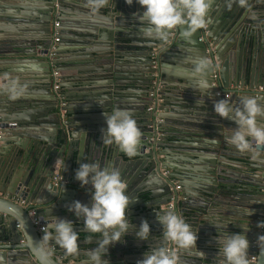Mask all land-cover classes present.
Listing matches in <instances>:
<instances>
[{
  "label": "water",
  "instance_id": "water-1",
  "mask_svg": "<svg viewBox=\"0 0 264 264\" xmlns=\"http://www.w3.org/2000/svg\"><path fill=\"white\" fill-rule=\"evenodd\" d=\"M216 1L211 0L206 18L208 42L200 41L201 29L187 39L177 30L162 42L144 37L145 25L138 20L143 10L135 2L0 0V18L17 24L1 39L0 54L5 56L11 50L18 57L0 69V264H38L37 248L45 231L33 224L30 207L12 200L14 196L27 200L33 186L38 190L39 184L61 177L59 188L52 184L53 190L35 206L41 225H47L53 215L73 223L83 221L67 210L75 200L89 206L92 202L75 179L81 163L117 170L128 195L142 206L147 192L148 198L157 200L150 202L148 211L137 209V201L130 204L132 227L139 228L148 218L149 225H155L150 217L167 206L173 194L179 197L174 182H179L181 191L187 190L180 195L189 199L186 205L197 207H186L197 213L189 221L198 237L197 249L177 248L178 264H216L218 233L226 236L240 233L242 228L247 231L249 256L257 257L255 264H264V245L259 252L254 245L261 233L257 215H248L252 198L247 196V188L255 187L264 196V151L252 159L250 153H241L227 143L229 133H217L224 131L225 124L236 125L213 110L218 99L239 106L242 98L257 96L264 104V0H245L246 8L237 0V8H243L240 13L235 10L238 15L231 7L217 6ZM56 20L61 41L50 56ZM71 44L83 48V54L55 68L61 75L65 104L60 107L53 91V65L60 47ZM201 59L209 68L196 73L194 68ZM219 91L231 95L217 96ZM116 108L130 111L141 131L135 156L101 141V130L106 128L104 113ZM165 168L170 171L168 177L163 176ZM195 196L198 206L191 201ZM236 208H243L241 219ZM122 242L133 243L135 247L130 249L137 254L140 243H145L138 246L127 235L120 242L122 247L114 244L109 248L105 257L109 264H137L148 250L130 261L125 257L128 247ZM48 247L62 250L51 241ZM90 249L79 250L81 264ZM16 259L20 261L13 263ZM48 264L62 263L51 253Z\"/></svg>",
  "mask_w": 264,
  "mask_h": 264
},
{
  "label": "clouds",
  "instance_id": "clouds-1",
  "mask_svg": "<svg viewBox=\"0 0 264 264\" xmlns=\"http://www.w3.org/2000/svg\"><path fill=\"white\" fill-rule=\"evenodd\" d=\"M126 2L129 5L135 2L141 6L143 11L138 15V20L145 25L142 28L144 37L159 39L162 42H167L169 36L177 30L182 38H190L205 26L211 6V0H126ZM240 3L243 4L244 0H240ZM208 68V62L201 59L194 71L202 73ZM202 86L206 87V82H202ZM63 100H60V107ZM213 110L219 118L231 120L236 125L235 128L224 129L229 133L225 137L227 143L241 153H250L252 159H256L264 151V121L258 119L264 117V104L260 103L257 96L242 98L239 106L232 105L227 99H218L213 103ZM104 116L106 128L101 130V141L105 145L115 144L129 157L135 156L142 134L132 113L116 108L111 113H104ZM164 170L168 169L165 168L162 172ZM74 175L81 188L89 190L92 202L89 206L75 200L67 205V210L78 220L83 219L85 231L101 237L96 241L97 247L88 251L83 264H109L105 259L109 248L120 243L132 227L128 210L134 198L128 195L127 185L115 169L101 167L95 163H81ZM164 207L156 212L164 244L147 251L137 264H178L175 251H170L166 246L169 241L179 249H197L198 237L192 226L181 214ZM251 214L249 211L248 215ZM257 227H264V221L258 222ZM242 229L240 233H229L226 236L218 233L216 241L219 259L216 264H255V258L249 256L247 231ZM150 234L148 221H141L135 231L136 239L147 241ZM79 239V233L72 221L53 215L37 248L38 264H48L51 256L49 241L62 249L66 256H70L79 253ZM261 245H264V235H260L256 241L258 252Z\"/></svg>",
  "mask_w": 264,
  "mask_h": 264
},
{
  "label": "crops",
  "instance_id": "crops-1",
  "mask_svg": "<svg viewBox=\"0 0 264 264\" xmlns=\"http://www.w3.org/2000/svg\"><path fill=\"white\" fill-rule=\"evenodd\" d=\"M238 1H240V0H238ZM238 1L237 0H217L216 3H217V6L223 7L224 10L225 9H228L230 7L232 8V6H235L236 9L233 7V9L230 8V10L233 11L232 13L238 15L241 12V10L243 9L241 6H240V8L239 7L237 8ZM244 6L246 8L247 7V3L244 2ZM237 9L239 11L238 14H237V12H235V10H237ZM0 11H1V8H0ZM243 13H246L247 14L248 12L247 11H244ZM56 21H58V20H56ZM211 21H213V20H211ZM53 23H52V29H53ZM215 26H217V25H215ZM16 27H17V24L16 23H14V22H8V21H3L0 18V41H1V39H3V37L5 36V34H7L8 32H12V30H15ZM209 33H210V31H209ZM202 37H204L203 36V32H202ZM216 37H218V36H216ZM70 38H71L72 41H75L74 40L75 37H74L73 34L70 35ZM77 47L78 46H76L75 44L74 45L73 44H71V45H65V46L62 45L60 47L59 54L56 55L57 58H58V60H55L56 63L53 65V70L55 68H58V64L60 65L62 62H65L66 64H69L70 62H73V60H74L75 57L82 56L83 53L81 52V50L83 51V48L77 49ZM14 54L15 53L12 52L11 50H9L5 54V56H3L4 54H0V69L2 68V64H4V63H14V62L17 61L18 57H15ZM0 75H3V74L0 72ZM60 82H61V80H60ZM53 83H55L54 80H53ZM53 87H54V84H53ZM0 90L3 91V87H0ZM240 90H242V89L240 88ZM53 91H54V88H53ZM263 92H264V90H263ZM59 93H62L61 90L59 91ZM57 96L59 98V95H57ZM62 97L63 96L61 95V97L59 99H61ZM64 118H66V120H67L68 116L66 115V117H65V115L63 114V119ZM258 119L264 121V117H261V118H258ZM215 125L221 127V124H218L217 123ZM224 127L227 128V129L235 128L234 125L233 126H230L228 124L227 125L225 124ZM217 134H221V136H222V134L223 135H226L227 132L221 130ZM241 174L242 175H247L246 173H244V171H241ZM248 175H251V173H249ZM252 175H253V173H252ZM53 178L52 179H48L45 185L44 184H39L38 185V188H39L38 190H36V188H34V186H33V190L30 192L27 200H25L26 201V204H28L25 207H29V205H31V204H34V206H38L39 205L40 199L43 200L45 198V196L47 195V192L53 190L52 189L53 187H51L52 184H53ZM252 179H253V177H252ZM67 184L69 186H73L72 184H70L68 182H67ZM79 187H81V186L79 185ZM247 190L250 191L247 194V196H250V198H252V201L250 202V205L252 207H250L249 209H250V211L251 210L254 211L252 213V215H254V216L257 215L256 223L258 224V222L264 221V208H263L264 207V196L259 195L261 193V191L258 189V187H255V188H247ZM182 192H184V194L186 195L187 190H183V191H179L178 192L179 193V197H178L179 198L178 199V208H179V211H178V213L181 214L184 217V219L186 220L187 223H189L190 217H193V216L197 215V213L194 212V211H191L193 213H190V211L187 208H190L191 210L192 209L197 210V207H195V206L190 207V205H186V204H188L186 202L189 201V199H187V197H185V196L183 197L182 194L180 195V193H182ZM39 193H40V195H39ZM38 195H39V198H38ZM148 196H149V192H147V194H145V196H144V198L147 197V199H146V203L143 204V206H142V203L140 201H138V199L137 200H134V202L137 201L138 203H140L139 205H137V209H142L144 211H148L152 207L150 205V202L151 203L157 202V200L156 201L151 200L150 198H148ZM172 196L175 198L176 195L173 194ZM168 197H170V196H168ZM168 197L165 199V201L168 200ZM173 197H171V199ZM17 198H21V197H17ZM260 198H262L261 201H260ZM191 201H194V205H197L198 206L200 204L196 196L193 199H191ZM170 202H172V201H170ZM260 202H261V204H263L262 207H259ZM157 204H159V203H157ZM242 210H243V208L242 209H240V208H236L235 209V213L237 214V217H239L238 219H241V217H242ZM246 210L248 211V209H246ZM148 213H150V212H148ZM194 213H195V215H194ZM260 213L262 214V217L261 218H260ZM150 218L152 220H155L156 222H154L155 225L150 226V228H151L150 238L147 241H145V243H143V244L140 243L141 241H138L136 239V237H135V231H136V229H138L137 226L131 227L129 233L127 234L128 236L135 238V242H136L137 245H138V243L141 244L142 249L138 250V251H140L139 254H137V251L136 250L130 249L131 247H135L133 243H131V242H122L123 244H125L126 247H128L127 252H125V255H126L125 257L128 260H130V261L131 260H134V261L135 260H138L140 258V255H141L142 252L146 251L147 249L150 250L153 247L159 246L160 243L162 244L164 242L163 236H162L161 226H160V224L158 223V221L156 219V215L155 216H152ZM148 219H147V221H148ZM82 222H80V220H79V222L73 223V226L75 227L76 231L79 233V236H80V239L79 240H82L83 241L82 243H80L78 241V243H79V250L80 251H85L87 249H90V248H93V247L94 248L97 247L96 241L99 240L101 237L98 234H90L87 231H85L84 228H83V223ZM43 226L46 227V225H43ZM263 231H264V227H261L260 228L261 235H262ZM142 242H144V241H142ZM86 243H89V244H86ZM255 243L256 242H254V245H255ZM116 245H118L117 247H122L120 243H117L114 246H116ZM148 247H150V248H148ZM50 251H51V253H54V257L56 258L57 261L60 260V259L58 260V256L59 255L66 256L64 254V251L63 250H56L54 248H51ZM66 257H68L71 260V264H81L80 263V260H79L80 254L70 255V256H66ZM18 259L12 260L13 263H16V261H20ZM256 262H257V260H256ZM24 263H26V262H24Z\"/></svg>",
  "mask_w": 264,
  "mask_h": 264
},
{
  "label": "built area",
  "instance_id": "built-area-1",
  "mask_svg": "<svg viewBox=\"0 0 264 264\" xmlns=\"http://www.w3.org/2000/svg\"><path fill=\"white\" fill-rule=\"evenodd\" d=\"M59 28H60L59 21H54V23H53V29H52L53 30V40H52V48H51L50 56H54V53L57 50V46H58V44L61 41V36H60L61 35L60 34L61 32H60V29ZM201 30L203 32V36L204 37L200 38V41H205L206 42L207 41V36L209 35L208 26L205 25L203 28H201ZM210 50H211L212 53L214 52L213 51L214 48L211 47ZM60 77H61L60 73L56 69H54L52 71V78L55 81L53 88H54V91L56 92V94L59 95V98L61 97V93H59V91L61 90L60 89V86H59ZM213 78L216 80L217 79V76L214 75ZM261 90H263V89H261ZM152 94L155 96V93H152ZM230 95H231V93H229V92L223 93V92L219 91L217 93V96H225L226 98H228ZM159 99H160V97H159ZM60 100H63V98H61ZM160 101H161V99H160ZM62 106H65V104H62ZM150 110H151V108H150ZM169 173H170L169 170H164L163 171V175L165 177H168L169 176ZM60 182H61L60 176H55L53 178V184H54L55 187H58ZM174 186H175V191L176 192H179V191L182 190L181 185L178 182H174ZM83 190L85 192L89 193V190H87L85 188H83ZM178 199L179 198L178 197L176 198V196H175V198L173 197L171 199L172 202H170L167 206H165L164 209H171V210H174V211H176L178 213V211H179V208H178ZM12 200L15 201V202H17L18 204L24 206V207L28 205V204H26V201L25 200H23L22 198H17L16 196H14L12 198ZM29 207H30V209H29V215H30V217L33 220V224L38 228V230L40 232H44L45 229H46V227L42 226L41 225V222L37 218V208L33 204L29 205ZM255 245H256V243H255ZM166 246L169 248L170 251L174 250L175 252H177V248H174V245L172 244V242H170V241L167 242V245ZM252 257L255 258V263H256L257 257H255V256H252ZM58 260L62 264H71V260L68 257L63 256V255H59L58 256Z\"/></svg>",
  "mask_w": 264,
  "mask_h": 264
},
{
  "label": "flooded vegetation",
  "instance_id": "flooded-vegetation-1",
  "mask_svg": "<svg viewBox=\"0 0 264 264\" xmlns=\"http://www.w3.org/2000/svg\"><path fill=\"white\" fill-rule=\"evenodd\" d=\"M161 209H162V207H161Z\"/></svg>",
  "mask_w": 264,
  "mask_h": 264
}]
</instances>
